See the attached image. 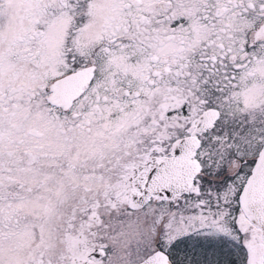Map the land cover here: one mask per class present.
Segmentation results:
<instances>
[{
	"label": "snow or ice",
	"instance_id": "snow-or-ice-1",
	"mask_svg": "<svg viewBox=\"0 0 264 264\" xmlns=\"http://www.w3.org/2000/svg\"><path fill=\"white\" fill-rule=\"evenodd\" d=\"M0 264H264V0H0Z\"/></svg>",
	"mask_w": 264,
	"mask_h": 264
}]
</instances>
